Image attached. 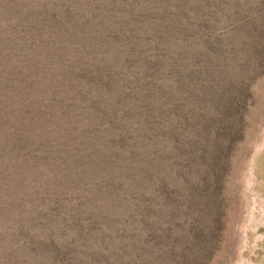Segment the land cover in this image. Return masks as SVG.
<instances>
[{"label": "rangeland", "instance_id": "obj_1", "mask_svg": "<svg viewBox=\"0 0 264 264\" xmlns=\"http://www.w3.org/2000/svg\"><path fill=\"white\" fill-rule=\"evenodd\" d=\"M0 264H264V0H0Z\"/></svg>", "mask_w": 264, "mask_h": 264}]
</instances>
